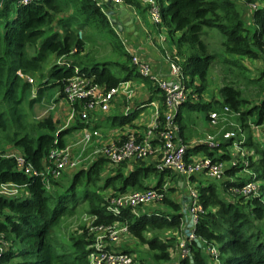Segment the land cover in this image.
<instances>
[{
  "label": "trees",
  "instance_id": "16d2710c",
  "mask_svg": "<svg viewBox=\"0 0 264 264\" xmlns=\"http://www.w3.org/2000/svg\"><path fill=\"white\" fill-rule=\"evenodd\" d=\"M250 1L254 0H157L160 20L156 25L169 33L175 47V51L170 47L171 58L182 66L186 87L192 86L191 92L198 94L205 89L208 68L215 58L201 37L204 27L217 28L222 34L221 43L229 55L220 61L223 70L237 67L238 74L248 82L264 75L263 68L258 77H246L247 68L240 61V57L249 56L261 58L264 62V0H257L260 5L253 11V21L249 25L244 4ZM123 2L146 9L142 0ZM105 8L107 4L102 5L98 0H0V184L13 182L23 187L15 196L0 194V233L8 241L0 253V264H90L88 255L93 249L90 247L93 237L85 225L80 226L81 233H67L63 237L56 230L62 217L73 214L79 204L84 205L85 213L92 219L91 224L125 221L130 234L155 251L153 259L156 262L264 264V228L256 223L264 217V143L254 139L248 122L252 114H255L252 122L259 124L264 120V85L259 101L246 109L242 105L249 100L233 80L219 87L221 98L208 102L188 98L179 106L175 120L179 124L180 136L186 124L180 111L182 106L202 111L207 120L210 110L223 106L238 113L240 126L249 131L244 144L248 150H253L249 159L256 173L245 178L226 177L220 185L227 188L240 186L246 180L254 179L260 183L257 194L239 195L237 201H232L220 193V185L216 182L192 175L191 181L195 182L202 206L194 228L201 244L191 240L189 252L185 255L179 253L176 260L171 255L175 244L156 233L161 229L183 230L181 205L167 195L169 189L178 187L177 180L174 187L162 188L165 177L179 176L172 169L160 167L158 161L140 159L133 160L134 164L125 170L126 161L114 165L106 157L97 156L86 166L75 169L64 185L59 182L62 174L54 178L49 173H26L18 168L15 157L5 153L3 143L18 148L39 171L49 164L47 156L51 149L66 145L67 134L86 125L91 128L95 125L79 117L85 99L71 104L75 118L68 126L59 128L51 112L28 121L21 107L24 92L31 84L26 76L37 77L38 93L45 85L55 84L59 97H65L66 83L76 74L91 77L105 89L118 86L123 80H139L151 93L141 100L142 103L154 98L164 100L158 84L137 71L131 61V52ZM81 31H84L83 35H79ZM98 40L99 45L109 44V51L92 50L90 45ZM120 70L125 71L124 76L118 74ZM138 112L136 109L105 118L111 120V125H121L131 121ZM233 137L225 140L222 137L216 144L194 143L187 147L185 156L202 153L214 159H228L227 146ZM109 164L116 166L110 172L107 171ZM239 167L234 165L225 174L233 176ZM151 176L156 177L153 185L147 183ZM146 187L162 189L161 200L176 211L153 210L134 215L131 209L125 208L115 215L106 210L104 194ZM108 188H111L109 192ZM150 231L153 234L146 236ZM211 245L216 246L217 255L210 252Z\"/></svg>",
  "mask_w": 264,
  "mask_h": 264
},
{
  "label": "built area",
  "instance_id": "2783aa9c",
  "mask_svg": "<svg viewBox=\"0 0 264 264\" xmlns=\"http://www.w3.org/2000/svg\"><path fill=\"white\" fill-rule=\"evenodd\" d=\"M24 2L28 0H22ZM116 3H121L123 0H113ZM147 5L150 18L153 22L158 23L160 20L159 6L156 0H142ZM257 0L246 3L249 10H255L260 3ZM109 16V15H108ZM110 17V16H109ZM111 20V19H110ZM131 61L135 65L139 74L150 77L159 88L163 91L164 100L152 99L147 105L152 106L155 119L152 125L145 127L142 133H128L125 137H118L106 142H98V131L91 126H83L80 133L73 143L66 144L63 147H54L48 153L49 164L45 169L37 170L25 159L22 153H8L16 159L18 168L29 174H51L57 178L66 169H77L79 164V155L82 151L90 148L92 159L97 156H104L109 163L117 165L122 161H133L147 159L155 156L160 167H167L174 172L183 176L186 184L189 185V199L184 208L186 221L183 222V239L179 243L178 248L180 254L185 255L189 252L188 244L191 240L195 241L194 228L197 223L198 214L202 210L199 202L198 191L194 186H191V176L203 174L205 176L221 180L225 173L226 167L234 165H247L249 156L253 154V150H247L241 147V140L237 139L232 145L236 148L232 151L233 155L230 158L214 159L208 155L197 153L186 158V149L189 146L183 141L180 136L179 124L175 120V115L178 112L179 106L188 98L197 99V94L191 92L189 87H186V79L182 72V66L178 61L171 58L170 53L165 52L164 57L168 62V77L165 79L156 74H152L151 65L141 59L137 54L131 53ZM178 59V58H177ZM77 71L78 68L76 67ZM25 79L33 81L31 76H26ZM128 80H123L118 86L110 89H105L101 84L93 81L91 77L76 74L68 79L65 86V98L71 107L67 122L68 126L75 118V110L72 103L85 99L86 102L80 108L79 117L86 123L89 122V112L91 109H99L102 112H107L110 108L114 97L121 91L128 88ZM147 100V99H146ZM144 105V104H143ZM229 108L223 106L221 111L212 109L208 112L209 124L217 123L220 112H225ZM162 116V117H161ZM252 127L253 137L261 143H264V121L257 124L250 122ZM64 126V127H65ZM261 128V129H260ZM233 133L226 132L223 134V140L229 139ZM197 142H205L208 144H216L219 139H214V135L207 134L205 137L198 139ZM73 146L80 148L79 154L75 153ZM86 166V165H82ZM45 170V171H44ZM259 180H246L240 186L231 187V189L243 196H250L258 190ZM47 184V183H46ZM165 186L162 188L164 189ZM22 186L16 185L13 182H5L0 184V194L6 196H15L21 192ZM106 210L118 215L123 209L129 208L135 212L139 207H144L156 200H161L163 190L155 187H146L144 189H132L121 193H106ZM96 236L90 247L93 249L89 252L88 259L90 264H137V256L135 252H130L117 245L125 237L133 236L130 234L127 224L121 220H114L111 223L92 224ZM188 230V232H187ZM200 240V238H198ZM201 243V240H200ZM8 241L4 235L0 233V253L4 251ZM213 255H217L215 245L209 247Z\"/></svg>",
  "mask_w": 264,
  "mask_h": 264
},
{
  "label": "rangeland",
  "instance_id": "374dc122",
  "mask_svg": "<svg viewBox=\"0 0 264 264\" xmlns=\"http://www.w3.org/2000/svg\"><path fill=\"white\" fill-rule=\"evenodd\" d=\"M157 1V0H156ZM262 3V2H261ZM146 9L141 10L139 9L137 11L138 15L140 16V20L143 23L144 26V32L145 30H151V34L154 33V35L159 38V36H166L167 37V42L171 44L172 46V40L170 38L169 33L161 28V30H157L156 24L151 21L150 18V12L146 4H143ZM249 22H251L252 18L251 16L248 17ZM250 25V24H249ZM84 31L79 32V35H83ZM163 37H161L159 40L162 41ZM202 39L207 43L208 45V51H211L214 53V60L211 62L209 68H208V73H207V78H206V89L205 92L208 94L210 97L215 96L216 98H221L219 94V87L226 81L233 80L234 83L237 84V86L240 88L242 95L246 98H248V102L246 104L242 105L243 109H246L247 107L253 105L255 102L259 101L260 97L263 94V91L261 88L264 85V75H262V78L259 80H255L253 82H248L246 79H244L241 75L238 74V68L237 67H232L231 70H223V63L220 62L224 56H229L226 51L224 50V47L221 43L222 40V34L217 28L214 27H204V32L202 34ZM100 39V38H98ZM105 41V40H104ZM134 47H136V43H132ZM136 44V45H135ZM167 43L164 44V49H169L171 47ZM109 44H102L99 45V40L95 44H91L90 48L93 49H99L100 53H104L106 51H109L110 49ZM138 53V51H137ZM169 53V51H167ZM238 57V56H236ZM182 59V58H181ZM179 59V61H183ZM241 63H243L246 66L245 70V75L246 77L250 78H255L258 77L261 74L262 69L264 68V62L261 58H255V57H249V56H242L240 57ZM131 65V64H130ZM162 67L164 68V73H167L169 70L168 65L163 62ZM116 70V67H114ZM120 76L125 75V71L120 70L117 71ZM30 87L24 92V97L21 103V107L23 108L24 112L26 113V119L29 120H36L39 119L43 116H45L48 113H53L54 118L57 120V126L59 128H62L65 126L67 122V117L70 112V105L69 102L65 97H59L57 86L55 84L49 83L48 85H45L42 89L41 92L38 93L37 88L39 87L38 85V79L37 77L33 76V81L30 82ZM235 84V85H236ZM141 91V90H140ZM116 99L121 100V97L118 96ZM126 99V98H125ZM62 100V102H61ZM152 106H147L145 109L149 110ZM218 107V106H217ZM222 109V108H221ZM220 108L218 110L221 111ZM111 108L108 109L107 112H110ZM107 112H102L99 109L97 110L96 113H93V115H101L105 114ZM181 112L183 115H188L194 119L195 122H197L196 118H194L197 114L204 116L203 120L205 121L207 128L205 133H201L202 137H205L207 134H212L214 135V139H221L223 137V134L226 132H231L233 133L234 137L228 147V152H229V157L233 155L232 151L236 148H234L232 145L234 142L237 141L238 137H246L248 135V129L247 128H242L240 126V122L238 121V113L232 111V110H227L225 112H220V116L217 120V123L210 125L207 124L209 123L207 118L205 117V114L202 111H198L196 109H191L186 106L181 107ZM255 118V114H252L251 116L248 117V122L250 123L252 119ZM264 121V120H263ZM73 123V121L70 122V124ZM261 129V128H260ZM262 136H264V132L262 131ZM253 134V132H252ZM78 135L76 133L74 134H68L66 138V144H71L74 142ZM201 137V138H202ZM234 141V142H233ZM4 142V141H3ZM4 144V149L6 150L5 153H19L18 148L11 146L10 144L3 143ZM75 153L79 154L80 148H77L76 146H73ZM248 149V148H247ZM91 149L87 148L81 152L79 155V164L78 167H81L82 165H87L92 159V155L90 153ZM226 160V159H224ZM134 164L132 161H126V164ZM130 166V165H128ZM239 169L236 170V172L233 174V179H236V177H250L255 175L256 170L255 168L250 164V159L249 163L247 165H239ZM116 166H112L109 164L107 171L110 172L112 168L114 169ZM74 169H66L64 170L59 178V182L62 184H67L69 181L72 173L74 172ZM200 178L203 180H210L214 181L217 184H221V181L218 179H214L208 176H205L203 174H199ZM225 177V175L223 176ZM154 179V178H153ZM151 179V181L153 180ZM223 179V178H222ZM220 181V182H219ZM260 183V182H259ZM191 186H195V182L191 181L190 183ZM259 185V184H258ZM111 188H108L107 192L110 191ZM183 191L186 192L187 194L189 193V185L187 184L184 188ZM219 191L221 194H223L226 198L232 200V201H237L239 194L235 193L231 187H224L223 185L219 186ZM258 193V190H256V193H253L251 195H255ZM264 193V192H263ZM167 195L173 199L176 200L178 197L176 193L172 190L169 189L167 192ZM241 196V195H240ZM264 199V195H263ZM84 205H78L76 211L73 214H68L64 217H62V220L58 227L56 228L57 234H59L60 237H63V235H67V233H75L79 234L82 232V228L80 227L81 225H85V228L88 232V234L92 235L93 240L96 236V232L92 228V219L90 216H87V214L84 211ZM247 207V206H246ZM167 211V212H175L176 210L172 207L166 204L162 200H156L144 207H139L135 212H132L134 215H139L142 213H149L151 211ZM180 211H183L182 208H180ZM125 222V221H123ZM126 223V222H125ZM258 225L264 228V217L261 220H257L256 222ZM127 224V223H126ZM174 229H161L157 230L156 233L160 235L163 239H166L168 241L173 242L175 246H173V253H176L177 250H180L178 247V244L175 242V239L170 236V231ZM180 235V237L183 236V230L177 231ZM153 234V231L146 233V236ZM171 237V238H170ZM174 239V241H173ZM177 244V245H176ZM118 248L126 249L127 251L130 252H135L137 256V264H170V261H158L156 262L153 259V254L155 251L149 249L148 245L144 243L143 241L139 240L138 238H135L134 236L130 237H125L120 243L117 245Z\"/></svg>",
  "mask_w": 264,
  "mask_h": 264
},
{
  "label": "crops",
  "instance_id": "0c3cea01",
  "mask_svg": "<svg viewBox=\"0 0 264 264\" xmlns=\"http://www.w3.org/2000/svg\"><path fill=\"white\" fill-rule=\"evenodd\" d=\"M102 5L104 3L107 4V8L105 10L107 11V14L110 16V18H114L116 20V23L114 24L117 29L120 37L124 40L126 48L131 52L137 54L141 59L147 61L151 65V71L152 74H156L157 76H161L165 79H169L168 73H164V68L162 67V63L165 62L168 65V62L166 61L164 54L165 52L170 51L169 49H164V44H168L167 37L166 36H159L157 38L154 33L151 34V30H145L144 32V26L143 23L140 20V16L138 15L137 11L138 8L125 4L124 2L116 3L113 0H98ZM143 2V1H142ZM144 4V2H143ZM105 7V6H104ZM124 10V11H122ZM244 10L246 11V20L250 24L249 16L252 18V10L248 9V6L244 4ZM109 12L111 14H109ZM130 16V17H129ZM130 20L131 25H127L125 22ZM152 21V20H151ZM253 19L251 20L252 23ZM153 22V21H152ZM155 23V22H153ZM157 24V23H155ZM157 30H160L156 25ZM163 37L162 41L159 39ZM133 42H135L136 47L133 46ZM172 49L175 51V47ZM138 51V53H137ZM129 86V89H125L118 93L110 105V112H107L105 114L101 115H93V113H96L98 109H91L89 112V124H95L93 126L94 129L98 131V142H106L112 139H116L118 137H124L128 133H135L140 134L143 132L145 127L152 125L155 119V114L153 113V108L151 107L149 110L145 109L147 106L144 103H142L141 100H144L148 95H150V90L147 87L146 84L139 80H133V79H127ZM189 89H191L192 86H188ZM206 89V88H205ZM205 89H203L202 92L197 94V99L195 101L199 102H208L213 99H218L215 96H209L206 94ZM141 90V91H140ZM159 94V93H158ZM118 96L121 97V100L118 101L116 99ZM126 98V99H125ZM158 99V98H156ZM62 102V100H61ZM143 104L145 106H143ZM70 107V106H69ZM71 109V107H70ZM138 109L139 112L136 114V116L129 122H126L121 125H111V120L106 119L105 117H108L109 115L113 114H127L133 110ZM181 111V108H180ZM182 113V112H181ZM184 116V120L186 121L185 128L183 130V135L181 136L183 141H185L189 146L193 145L198 139H201L202 135L201 133L206 132L207 125L205 121L203 120L204 116L196 115L194 118H196L197 122L194 121V119L190 116ZM209 124V123H207ZM81 128L74 130V134L78 135L80 133ZM72 132V133H73ZM68 135V134H67ZM253 135V134H252ZM238 139L241 140V144H239L241 147H244L247 149V145L244 144V141L246 137H238ZM248 150V149H247ZM20 152V151H19ZM158 159L155 156H151L147 159H145L146 162H154L156 163ZM132 165V164H128ZM125 168V170H128L130 166ZM231 167H226L225 171ZM179 176H171V177H165L163 186L166 187H174L175 182L177 180L178 187H176L174 190L177 199L175 201H179L182 212H184V208L188 203L189 196L186 192L183 191V188L187 185L186 180L183 176L178 174ZM225 177L232 178L233 176H227L224 173ZM196 177H200L199 174L196 175ZM154 178V179H153ZM151 179H153L151 181ZM221 179L220 181H222ZM156 182V177L151 176L148 180V184H154ZM184 220L186 221V217L184 214ZM185 232V231H184ZM150 236V235H148ZM170 236H172L175 239V242L179 245L180 242H182L183 236L180 237L177 230H171ZM176 244V245H177ZM178 249V247H177ZM173 249L171 248V255L174 260L177 259L180 250H177L176 253L172 254Z\"/></svg>",
  "mask_w": 264,
  "mask_h": 264
},
{
  "label": "water",
  "instance_id": "95a60500",
  "mask_svg": "<svg viewBox=\"0 0 264 264\" xmlns=\"http://www.w3.org/2000/svg\"><path fill=\"white\" fill-rule=\"evenodd\" d=\"M122 11H124V10H122ZM109 14H111L110 12H109ZM130 17V16H129ZM111 19V22L112 23H116V20L114 19V18H110ZM127 25H131L130 23H131V21L130 20H128V21H126L125 22ZM187 232H188V230H187ZM195 241H196V243L198 244V245H200L201 243H200V240L198 239V238H195Z\"/></svg>",
  "mask_w": 264,
  "mask_h": 264
}]
</instances>
